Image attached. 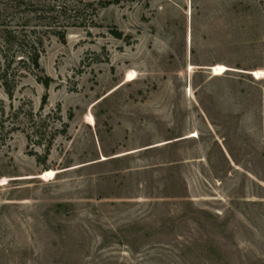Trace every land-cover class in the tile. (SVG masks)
<instances>
[{"label":"rangeland","instance_id":"1","mask_svg":"<svg viewBox=\"0 0 264 264\" xmlns=\"http://www.w3.org/2000/svg\"><path fill=\"white\" fill-rule=\"evenodd\" d=\"M80 1L0 81V264H264V0Z\"/></svg>","mask_w":264,"mask_h":264},{"label":"trees","instance_id":"2","mask_svg":"<svg viewBox=\"0 0 264 264\" xmlns=\"http://www.w3.org/2000/svg\"><path fill=\"white\" fill-rule=\"evenodd\" d=\"M114 4L107 2L101 6L109 8ZM95 12L94 4L80 0H0V81L11 100L19 81L29 75L34 76L47 92L50 90L54 80L45 74L41 64L46 41L54 36L65 43L70 29L94 26ZM111 34L116 39H123V34L116 30ZM48 102L47 93L42 100V111ZM31 121L33 131L28 133V140L38 145L47 140V160L57 133L66 134L68 126L62 123L63 130L51 133L46 139L43 133L45 121L36 120L34 113H31Z\"/></svg>","mask_w":264,"mask_h":264}]
</instances>
